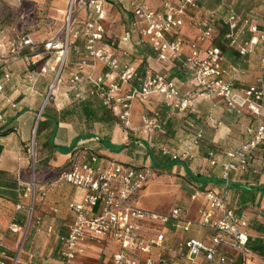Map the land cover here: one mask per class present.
<instances>
[{
	"label": "crops",
	"instance_id": "obj_1",
	"mask_svg": "<svg viewBox=\"0 0 264 264\" xmlns=\"http://www.w3.org/2000/svg\"><path fill=\"white\" fill-rule=\"evenodd\" d=\"M43 1L37 0L38 3ZM143 2L161 9L164 0ZM66 3L67 0H51L48 17L63 21ZM198 3V9L186 10L183 26L175 28L167 39L182 38L188 49L201 28L205 13L214 11L213 36L199 46H216L222 52L224 67L240 68L235 81L237 88L254 84L262 45H255L253 53L240 56L226 37L230 32L228 18L231 14L249 17L264 29V0H198ZM105 9V42L117 45L118 39L130 30V41L124 46L127 53L118 52L119 60L136 67L139 75L147 72L164 75L175 82L182 95L194 93L193 104L180 113L168 107L161 95L154 94L145 103H134L130 121L135 130L131 131L104 106L101 98L88 94L92 88L90 82L85 80L79 91L72 90L66 78L75 71L74 65L80 58L73 49L68 55L62 81L54 91L55 98L45 102L53 73L37 76L44 62L35 63L43 55L39 53L38 45L50 36L37 42L33 40L35 47L24 49L20 56L13 57L7 43L19 35L16 27L11 28L10 36L0 32V130L10 129L8 134L0 136V242L4 246L0 264H13L24 236L16 264H64L61 237L67 235L73 220L68 205L81 201L84 195L83 189L67 183L47 190L43 196L37 192L34 215L29 222L30 200L20 197L17 180L30 178L31 166L25 148L31 139L40 182L52 180L68 168L81 149L86 151L87 160L93 153L98 156L94 164L109 158L135 167H150L153 176L139 195L140 207L159 217L168 216L173 209L179 208L183 219L192 225L184 232L171 218L164 222L147 219L142 235L150 238L163 234V246H153L150 253H138L136 258L139 261L146 258L162 260V264H202L204 261V253L189 261L185 257L186 250H179L178 244L181 240L194 239L210 245L213 230L198 224L200 211L207 205L204 194L207 191L222 192V166L227 161V154L248 140L246 130L255 124V120L247 112L229 110L221 98L199 96L200 88L191 82L185 71L157 60L150 46L141 43L139 36L129 28L132 14L128 12L127 4L107 3ZM84 17L85 12H80L74 29L80 27ZM116 24H120V30L115 33L111 27ZM233 34L240 43L252 36L241 21ZM20 35L34 38L29 33ZM74 44L82 48L84 39H78ZM90 70L89 62L86 71ZM106 72L107 68L96 64L95 74ZM35 77L36 81L33 80ZM132 84L137 86L138 82L133 80ZM80 95L85 99H80ZM153 112L158 114L160 128L144 131L141 118ZM79 142L77 150H72ZM246 159V170L235 169L230 174L225 202L230 209L249 219L247 233L250 238L242 252L224 246L219 248L224 261L218 264H264V217L258 215L264 200V147L251 151ZM17 203L23 206L19 210ZM216 216L214 213L213 218ZM12 224L19 229L11 231ZM81 246L84 252L76 264H112L113 254L119 247L110 238L100 242L85 241Z\"/></svg>",
	"mask_w": 264,
	"mask_h": 264
},
{
	"label": "built area",
	"instance_id": "obj_2",
	"mask_svg": "<svg viewBox=\"0 0 264 264\" xmlns=\"http://www.w3.org/2000/svg\"><path fill=\"white\" fill-rule=\"evenodd\" d=\"M112 1L127 4L132 14L131 30L139 36L140 42L152 48L157 60L171 63L176 69L185 71L191 82L200 88L199 96L221 98L229 110L247 112L255 120V124L246 130L248 140L227 154V161L222 166V192L207 191L204 194L207 205L200 211L198 224L213 230L210 245L194 239L181 240L178 244L179 250H186L185 257L191 262L204 253L202 264L222 263L224 257L219 255V248L224 246L242 252L250 238L247 233L249 219L230 209L225 202V195L230 186L231 172L235 169L246 170L247 154L261 146L264 147V29H260L249 17L231 14L228 18L230 32L226 37L240 56L253 53L255 45H262L255 83L239 89L235 81L241 72L240 68L224 67L222 52L216 46H199V43L213 36L214 11L205 13L196 38L186 49L182 38L169 41L167 35L175 28L183 26L187 9L199 8L198 0H164L161 9H154L143 0ZM106 5L107 0H67L63 24L42 44V54L48 57L39 67L37 76L53 73L45 102L53 98L58 83L62 81L68 55L73 49L80 58L74 65L75 71L66 78L72 90L79 91L85 80L90 82L92 88L88 94L101 98L104 106L125 128L135 130L130 121L134 103H145L154 94L161 95L168 107L180 113L186 112L193 104L194 93L182 95L175 82L164 75L153 72L139 75L136 67L119 60L118 52L127 53L124 46L130 41L129 31L118 39L116 47L104 41ZM82 11L85 12V17L80 27L74 29ZM239 21L252 34L243 43L238 42L233 34ZM81 38L84 39L82 48L74 44ZM35 45L30 36L20 34L7 43L9 53L13 57L20 56L24 49L33 48ZM89 62L91 70L87 72ZM97 63L107 68L105 74H95ZM33 80L36 81V77ZM133 80L138 82L137 86L132 84ZM79 97L85 99L84 95ZM141 122V128L147 132L160 128L156 112L150 116H142ZM199 136L198 134L197 137ZM79 145L80 142L72 150L76 151ZM97 157L93 153L88 161L86 151L81 149L73 157L68 168L61 170L54 179L45 182L38 180L35 161L32 160L30 178L27 181L17 180L20 197L30 200L27 208L29 222L34 215L37 192L43 196L47 190L56 188L59 184H71L83 189L84 195L81 201L68 205L73 220L67 235L61 237L64 264H76L84 252L81 245L85 241L100 242L108 238L113 239L119 246L113 254L112 264H162V260L146 258L139 261L135 256L138 253H150L153 246H163V234L150 238L142 235L143 223L147 219H160L164 222L171 218L177 227L186 232L190 229L191 222L183 219L179 208L173 209L168 216L159 217L140 207L139 195L153 176L150 167H135L109 158L100 164H94L98 160ZM22 207V204H16L17 210ZM214 213H217L215 218ZM262 214L264 200L258 211V215L264 217ZM9 229L15 231L19 227L12 224ZM24 240L25 236L17 248L13 264L18 261ZM3 247L0 242L1 256H4Z\"/></svg>",
	"mask_w": 264,
	"mask_h": 264
},
{
	"label": "rangeland",
	"instance_id": "obj_3",
	"mask_svg": "<svg viewBox=\"0 0 264 264\" xmlns=\"http://www.w3.org/2000/svg\"><path fill=\"white\" fill-rule=\"evenodd\" d=\"M50 1L44 0L43 3H38L37 0H0V32L4 36H10L11 28L16 27V32L19 34L29 33L34 37L35 42L55 34L63 21L48 17ZM119 25L116 24L111 27L115 33L120 30ZM41 48L42 45H38V49L41 50ZM53 98H55L54 95ZM38 142L39 140H37V144ZM25 152L30 164L32 160H35L34 141L32 139L25 148Z\"/></svg>",
	"mask_w": 264,
	"mask_h": 264
},
{
	"label": "trees",
	"instance_id": "obj_4",
	"mask_svg": "<svg viewBox=\"0 0 264 264\" xmlns=\"http://www.w3.org/2000/svg\"><path fill=\"white\" fill-rule=\"evenodd\" d=\"M107 3H111V4H113V5H116L117 3H120V2H115V1H112V0H107ZM120 4H122L123 5V3H120ZM128 12H130V11H128ZM129 24V23H128ZM129 28H131V27H129ZM127 31H130V30H127ZM105 41V40H104ZM108 41V40H107ZM108 43H110L112 46H114V47H116V44H114V43H112V42H108ZM151 48V47H150ZM152 49V48H151ZM43 52V48H41V50H40V52L39 53H42ZM48 57V55H45V54H43L42 55V57H40V59L35 63L36 65H40V64H42L44 61H45V59ZM10 132V129H6V130H3V131H1L0 130V136H4V135H6V134H8Z\"/></svg>",
	"mask_w": 264,
	"mask_h": 264
}]
</instances>
